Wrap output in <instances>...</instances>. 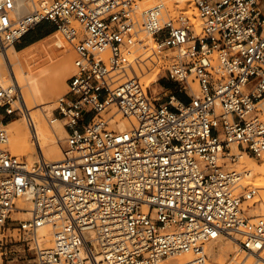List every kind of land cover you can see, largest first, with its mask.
<instances>
[{
	"label": "built area",
	"instance_id": "obj_1",
	"mask_svg": "<svg viewBox=\"0 0 264 264\" xmlns=\"http://www.w3.org/2000/svg\"><path fill=\"white\" fill-rule=\"evenodd\" d=\"M193 1L200 32L165 5L139 13L135 0H39L24 16L0 0V54L43 22L75 52L51 114L67 132L59 162L11 151L8 120L35 124L14 72L0 84L1 257L18 260L13 228L33 264H210L220 239L237 245L236 264H264V213L253 215L264 187L231 167L264 160V0ZM142 32L156 41L152 57L132 56ZM164 58L159 81L177 86L166 103L141 80Z\"/></svg>",
	"mask_w": 264,
	"mask_h": 264
},
{
	"label": "bare ground",
	"instance_id": "obj_2",
	"mask_svg": "<svg viewBox=\"0 0 264 264\" xmlns=\"http://www.w3.org/2000/svg\"><path fill=\"white\" fill-rule=\"evenodd\" d=\"M190 2L191 0H157L156 3L154 2L155 4L153 7L160 3H163L168 6L167 8H170V10H172L173 8H175V5L179 3L181 6L187 8V5H189ZM17 5L18 14L20 16H24L26 15L24 12H29L30 8L34 7L35 2L34 0H17ZM197 30L200 31L201 29ZM154 41V38L151 36L147 41L141 44L143 47V51H141L140 55H142L143 57H152L151 55L155 52V49L157 47H155ZM146 45L147 47H144ZM15 48V46L11 45L6 50H3V52L0 54V84L4 86L10 85L14 79V72L18 83L22 88L24 104L29 110L32 120L34 121L35 131H33V129L31 128L29 129L24 116H20L8 122V131L13 133V139L10 143L11 150L19 156L27 157L29 162L35 161L39 156H43V158H45L49 162H59L65 157V149L62 147L61 143L63 139L67 137V132L64 128V123L61 120L51 122L50 119L49 121L46 109L42 108L43 102L41 103V100L43 99L39 98H41L42 94L47 90L48 84H52V86L54 87V83H56L60 79L67 78L68 64L66 63V61H62L59 65V68L57 67V70L53 69L56 70L55 72L51 74L47 73L49 74L48 77L44 76L43 73L34 72L31 74H27L20 60L19 53ZM136 51L140 52L139 49H136ZM133 55L136 54H133L132 51V56ZM153 59L155 58H152L151 61ZM147 65L151 66L150 62H147ZM146 74H148V71L145 72V75ZM192 88L196 90V87H193V85ZM66 92L57 96L56 99L66 94ZM177 101L178 99L175 98V103ZM32 109L36 110L35 113H32ZM17 125L19 126L18 128H12V126ZM24 125L28 129L29 136L31 137L29 141L27 140V134H25L24 136H18L17 134L20 128H22V126ZM128 125L129 123L127 121L120 120L118 128L126 129ZM9 126H11V128H9ZM242 158H245L244 160H242V162L245 163L246 166L241 169L250 171V179H252L256 184L264 186V161L259 163L255 159L247 156H243ZM242 158L239 159V162ZM250 184L253 183L251 182ZM28 206L29 205L26 204L25 206H23V208H28ZM257 214L259 216V212ZM15 217L19 219H26L28 215L26 212H19L15 215ZM40 235L46 237V246L42 248H46L47 245L48 247L51 246V241L53 240L54 235L53 229L49 226L44 227L40 230ZM232 249H234L235 252L239 251L237 245L234 242L226 239H220L218 242L211 244L209 247V252L211 255L210 263L231 264V261L227 263L225 259L228 256V253L232 251ZM179 259L183 261L184 258L181 257Z\"/></svg>",
	"mask_w": 264,
	"mask_h": 264
},
{
	"label": "rangeland",
	"instance_id": "obj_3",
	"mask_svg": "<svg viewBox=\"0 0 264 264\" xmlns=\"http://www.w3.org/2000/svg\"><path fill=\"white\" fill-rule=\"evenodd\" d=\"M38 1L39 0H34L35 5L37 4ZM156 1L157 0H135V3H136V6L139 8V13H140L146 9L153 8ZM192 3H193V5H192ZM158 5H165V4L160 3ZM165 7H168V6L165 5ZM32 8L33 7H31L30 10ZM185 8L186 7L181 6L178 3L175 5V8H173L170 11H172L171 13H173V14H180V13L185 14L190 19V22L195 26V28H197L199 30L202 29L203 23H202V20L199 16V12L195 6L194 1L191 0L189 5H187V8L186 9ZM24 13L27 14L28 12L26 13V11H25ZM142 27H143V24H142ZM200 31L197 30V32H200ZM141 37H142V40H140L138 43H136L134 45V47L132 48L133 54H136L133 56H137L138 53H139L138 55H140L141 51H143V47L141 44H143L145 41H147L151 37V35L148 34L147 32H142ZM154 44L156 47L157 46L156 41H154ZM18 46H22L27 51L32 52L33 56L29 61L24 60L22 57V62L24 63L27 71H31L32 73H34V72L35 73H43L44 76L48 77L49 74L55 72L59 68V65L62 61H66V63L68 64L67 65L68 66L67 78L66 79H60L59 81L54 83V87L52 86V84H48L47 90L42 94L41 98H39V99H43V100H41V103L43 102L42 108L46 109V113L48 114V119L50 121L52 111L54 110V108L56 106V100H57L56 97L59 96L60 94L65 93L66 89H68L67 81L73 72L72 70H74V64H73L74 59H75L74 49L72 48V46L70 44H67L64 41V38L62 37V35L59 32H57L54 25L50 22H43L42 24L38 25L35 29L30 31L25 36V38L22 40V43L18 44L15 49H17ZM137 47H139V48H137ZM144 47H147V45ZM136 49H139L140 52L136 51ZM161 54L162 55H169L170 57H172L174 55L172 50L162 52ZM168 62H169V60H166L164 58V59H162V61L158 65V67L152 68L150 66V70H148V74L142 76V78H141L142 82L150 90V92L152 93L154 98L159 100L162 103H166L168 101V97L171 95V92L174 91V89H170V88L165 86V84L168 83L169 81H167L166 79L159 81V79L162 78V76H164V74H165L164 70H161L160 66L165 64V63H168ZM53 69H56V70H53ZM47 73H49V74H47ZM192 79H193V77H190V84L193 85V87L194 86L196 87V90L193 89V93L198 96V95H200L199 84L197 81L195 83H193ZM261 105H262L261 107L264 108V101L261 103ZM35 111H36L35 109H32V113H35ZM16 118H18V116L12 117L9 120L11 121V120L16 119ZM15 121H17V120H15ZM18 127H19L18 125L12 126L13 129H16ZM9 128H11V126H9ZM8 134L10 136V143H11V141L13 139V133L8 131ZM17 134H18V136H24L25 134H27V140L28 141L31 138L29 136V131L25 127V125L22 126V128H20V130ZM61 144H62V147L65 149L66 137L63 139ZM10 146H11V144H10ZM10 149H11V147H10ZM244 159L245 158H242L240 160V162L238 161L237 163H235L231 167L236 168V169H241V168L245 167L246 166L245 163L242 162V160H244ZM263 161L264 160L258 161V162L261 163ZM251 182L254 185H258L253 180L249 181L248 183H251ZM262 187H264V186H262ZM256 211L257 212H254L255 216H258V214H257L258 212H259V215L261 213H264V209H263V211H261L260 209L259 210L257 209ZM9 234H11L14 237L12 243H10V246H9V250L11 251L10 255H12V257H15V256L18 257V260H15L14 262H12L11 258H9L7 260L5 257L0 256V264H33L34 259H35L34 251L30 250L22 240H19L20 237H19V233L17 230L14 231L12 228V230L9 231ZM45 244H43V247L46 246ZM47 247H48V245H47ZM242 256H243L242 254H240L239 252H235L234 249H232V251H230L228 253V256L226 257L225 260L227 261V263L231 261L230 262L231 264H236V262L238 260H240L242 258Z\"/></svg>",
	"mask_w": 264,
	"mask_h": 264
},
{
	"label": "crops",
	"instance_id": "obj_4",
	"mask_svg": "<svg viewBox=\"0 0 264 264\" xmlns=\"http://www.w3.org/2000/svg\"><path fill=\"white\" fill-rule=\"evenodd\" d=\"M25 38V37H24ZM23 38V39H24ZM21 43H22V41H21ZM19 48H23V49H21V50H17L18 51V53H19V57H20V60H21V62H22V57H23V59L24 60H26V61H29L31 58H32V56H33V54H32V52H30V51H27L24 47H22V46H18ZM22 65H23V67H24V70H25V72L26 73H28V74H31L32 72L31 71H27V69H26V67H25V65H24V63L22 62ZM165 86L166 87H168V88H170V89H175L177 86H176V84H174V83H172V82H168V83H166L165 84ZM184 93H179L178 94V98L180 99V100H182V101H184V102H188L190 99L185 95Z\"/></svg>",
	"mask_w": 264,
	"mask_h": 264
},
{
	"label": "trees",
	"instance_id": "obj_5",
	"mask_svg": "<svg viewBox=\"0 0 264 264\" xmlns=\"http://www.w3.org/2000/svg\"><path fill=\"white\" fill-rule=\"evenodd\" d=\"M18 49L21 50V49H23V48H19V47H17V50H18ZM9 121H10V120H8V122H9Z\"/></svg>",
	"mask_w": 264,
	"mask_h": 264
}]
</instances>
